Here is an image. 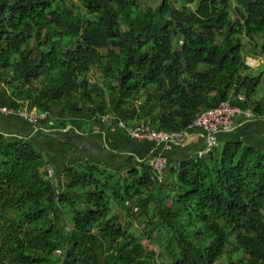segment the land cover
Here are the masks:
<instances>
[{"label": "trees", "instance_id": "1", "mask_svg": "<svg viewBox=\"0 0 264 264\" xmlns=\"http://www.w3.org/2000/svg\"><path fill=\"white\" fill-rule=\"evenodd\" d=\"M233 3L0 0V90L52 127H99L108 115V127L121 119L186 133L221 102L264 117V91L255 98L263 73L251 74L243 53L246 37L264 56V0ZM55 174L0 126V264H264L256 146L227 140L169 164L161 181L152 164L117 172L74 163L58 183ZM125 203L122 223L114 210ZM162 229L149 251L142 240Z\"/></svg>", "mask_w": 264, "mask_h": 264}, {"label": "crops", "instance_id": "2", "mask_svg": "<svg viewBox=\"0 0 264 264\" xmlns=\"http://www.w3.org/2000/svg\"><path fill=\"white\" fill-rule=\"evenodd\" d=\"M251 74L264 65V56L255 55V50L245 54ZM262 62V63H261ZM264 68L260 73H263ZM259 99V98H256ZM10 105L8 94L0 90V106ZM102 123L97 127L91 121H83L78 127H52L42 120L31 123L19 113H0V126L12 140L25 139L40 150L56 169L54 181L58 183L61 170L74 163H96L108 169L123 172L131 167L152 164L158 155L167 157L169 164L198 152L204 145L200 129L193 127L184 139L167 149L163 144L131 137L117 126ZM219 144L227 140H240L256 146L264 152V117L247 118L238 114L229 131L219 133ZM168 164V165H169Z\"/></svg>", "mask_w": 264, "mask_h": 264}, {"label": "built area", "instance_id": "3", "mask_svg": "<svg viewBox=\"0 0 264 264\" xmlns=\"http://www.w3.org/2000/svg\"><path fill=\"white\" fill-rule=\"evenodd\" d=\"M264 62V61H262ZM243 96H240L242 98ZM0 113H19L23 118L31 123L47 118L46 113H38L35 108L28 110L26 107L14 109L11 106H0ZM238 114H243L247 118H254L255 115L251 109H242L237 105H232L228 102H221L215 107L202 111L189 125L188 130L197 127L201 130L204 136V145L198 151L199 155L207 154L219 144V133L229 131L234 126L235 118ZM110 116L102 117L104 122L109 121ZM117 127L125 130L131 137L139 140H150L158 144H163L167 149H171L173 144L181 142L185 137L183 131L157 130L149 124L128 123L118 119ZM169 162L166 156L158 155L152 161V171L154 177L161 181L163 171L168 166ZM165 234V230L157 231L152 236V242L157 243L160 237Z\"/></svg>", "mask_w": 264, "mask_h": 264}, {"label": "rangeland", "instance_id": "4", "mask_svg": "<svg viewBox=\"0 0 264 264\" xmlns=\"http://www.w3.org/2000/svg\"><path fill=\"white\" fill-rule=\"evenodd\" d=\"M67 1H71V2H75V3H78V0H67ZM140 1V3L142 4V5H150V4H154V3H157V2H159L160 0H139ZM172 2H173V4L175 5V6H177V7H180L181 5H182V0H172ZM229 3H230V5H233L234 3H233V0H229ZM197 4H198V1H195L191 6L192 7H194V8H196V6H197ZM80 6V5H79ZM80 11H81V13H82V15H85V11H84V9L80 6ZM128 29V25H127V23L126 22H123V21H121L120 22V30L121 31H126ZM251 50H254V48H253V46H252V44L248 41V39L245 37L244 38V50H243V53H244V55L245 54H248V52H250ZM263 68H264V65L263 66H261L260 68H256V70L254 71V74H260V72L263 70ZM264 72V71H263ZM89 77H90V79H91V81L94 83H96V84H98V86L102 89V90H104L105 91V86L103 85V82L100 80V79H98L97 78V76H95L93 73H91L90 75H89ZM263 91H264V77H263V79L261 80V82L259 83V85H258V87H257V92H256V94H255V98H260L261 96H262V94H263ZM106 95H108L107 93H106ZM127 207H128V203H125L123 206H121V207H115V210H114V212L115 213H117V215L119 216V220H120V222H122V223H124V221H128L127 219H126V213H125V211H126V209H127ZM129 220H131L132 221V223H135V220H133V218H129ZM135 225H137V223H135ZM136 227V226H135ZM135 233H134V235H137V230H135L134 231ZM144 243H145V245L148 247V249H149V251H155V250H157L158 249V247H159V245H157V243H154V242H150V241H148L147 239H143L142 240ZM159 260H161V258L160 257H157ZM227 259L225 258V257H223L221 260H219L216 264H227Z\"/></svg>", "mask_w": 264, "mask_h": 264}]
</instances>
